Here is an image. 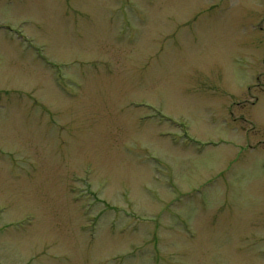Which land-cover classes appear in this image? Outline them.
<instances>
[{"label": "rangeland", "instance_id": "obj_1", "mask_svg": "<svg viewBox=\"0 0 264 264\" xmlns=\"http://www.w3.org/2000/svg\"><path fill=\"white\" fill-rule=\"evenodd\" d=\"M0 264H264V0H0Z\"/></svg>", "mask_w": 264, "mask_h": 264}]
</instances>
